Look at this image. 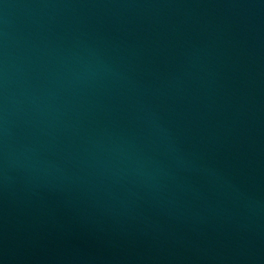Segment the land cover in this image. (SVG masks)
<instances>
[{
  "label": "water",
  "instance_id": "water-1",
  "mask_svg": "<svg viewBox=\"0 0 264 264\" xmlns=\"http://www.w3.org/2000/svg\"><path fill=\"white\" fill-rule=\"evenodd\" d=\"M0 264H264V0H0Z\"/></svg>",
  "mask_w": 264,
  "mask_h": 264
}]
</instances>
